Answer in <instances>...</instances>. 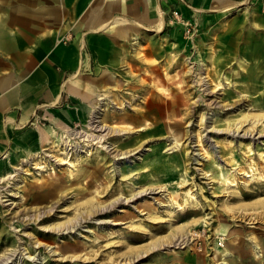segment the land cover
<instances>
[{
    "label": "rangeland",
    "instance_id": "374dc122",
    "mask_svg": "<svg viewBox=\"0 0 264 264\" xmlns=\"http://www.w3.org/2000/svg\"><path fill=\"white\" fill-rule=\"evenodd\" d=\"M157 1L66 118L0 109V264H264V0Z\"/></svg>",
    "mask_w": 264,
    "mask_h": 264
},
{
    "label": "crops",
    "instance_id": "0c3cea01",
    "mask_svg": "<svg viewBox=\"0 0 264 264\" xmlns=\"http://www.w3.org/2000/svg\"><path fill=\"white\" fill-rule=\"evenodd\" d=\"M217 1L226 3L225 0ZM228 1V5L233 3V0ZM157 2L0 0V10L9 14H2V18L16 15L18 21L16 28L7 27L10 19L0 21V44L7 45V52L2 54L5 60L7 58L5 63L9 67L0 79V90H3L0 92V109H11L8 120L15 117L19 122L26 121L34 114H48L53 119L66 118L61 112L67 109L61 103L74 99L70 96L88 98L87 93L79 91L80 82L76 81V76L80 74L77 73L78 69L88 65L97 73L96 76H107V73L119 67L126 54L124 51L137 39V31L162 29L164 11ZM207 2L200 0L199 3L205 5ZM58 14L59 21L69 19L71 23L53 28ZM160 16L162 25L157 28ZM116 17L122 19L118 21L121 25L109 23L101 26ZM30 20L35 25L30 24ZM65 30L71 31L72 40L68 44L57 42V36ZM83 45L87 48L86 54L80 49ZM15 56H23L19 71L16 70ZM80 75L86 81V75ZM84 81L82 87L85 89Z\"/></svg>",
    "mask_w": 264,
    "mask_h": 264
},
{
    "label": "bare ground",
    "instance_id": "6f19581e",
    "mask_svg": "<svg viewBox=\"0 0 264 264\" xmlns=\"http://www.w3.org/2000/svg\"><path fill=\"white\" fill-rule=\"evenodd\" d=\"M219 1H221V0H219ZM71 4V3H70ZM178 12V11H177ZM162 21V18H161V16H160V18H159V22H158V25L160 26V25H162L161 22ZM245 94V93H244ZM243 115H245V114H243ZM258 117V116H257ZM10 119V118H9ZM239 166V165H238ZM0 169H1V166H0ZM250 169V168H249ZM221 176V175H220ZM226 177V176H225ZM227 180V179H226ZM231 182V181H230ZM235 183V182H234ZM233 182L232 183H228V184H234ZM116 200V199H115ZM118 202V201H117ZM114 203V202H113ZM262 203V202H261ZM255 204H257V203H255ZM262 204H264V203H262ZM181 236V235H180ZM183 239V238H182ZM219 245H221L222 243H221V241H218L217 242ZM253 246H252V249L254 250V252H256L255 254H257V255H259V247L256 245V244H252ZM226 253V252H225ZM225 253H223V252H220L219 254L220 255H225ZM230 255V254H229ZM221 262H224L223 260H221ZM226 263V262H225Z\"/></svg>",
    "mask_w": 264,
    "mask_h": 264
},
{
    "label": "built area",
    "instance_id": "2783aa9c",
    "mask_svg": "<svg viewBox=\"0 0 264 264\" xmlns=\"http://www.w3.org/2000/svg\"><path fill=\"white\" fill-rule=\"evenodd\" d=\"M177 13H178L177 11H174L175 16H176Z\"/></svg>",
    "mask_w": 264,
    "mask_h": 264
}]
</instances>
